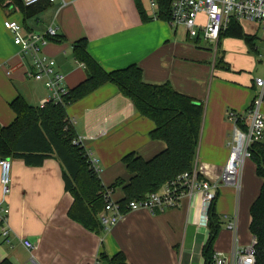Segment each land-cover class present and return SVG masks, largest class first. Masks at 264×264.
<instances>
[{"label": "crops", "instance_id": "1", "mask_svg": "<svg viewBox=\"0 0 264 264\" xmlns=\"http://www.w3.org/2000/svg\"><path fill=\"white\" fill-rule=\"evenodd\" d=\"M139 1L145 16L153 17L156 9L150 7V0ZM5 21L20 25L23 37L42 35L49 28L56 30L60 41L48 42L42 53L54 60L56 72L63 77L62 86L67 89L86 78L84 66L72 55V44L85 39L89 55L103 70L137 65L145 83H168L176 92L202 103L194 166L202 169L206 180L217 181L229 155L232 134V123L225 120L224 113L232 110L240 114L249 108L258 91L254 78L264 79V44L256 39L250 51L242 40L225 38L223 34L216 42L189 38L183 26L157 19L142 22L134 0H48L29 16L16 6L14 10L0 7L1 127L15 119L9 104L16 97L37 107L49 95L43 82L27 76L30 57L22 55L14 45L13 34L3 25ZM259 112L264 116V101ZM66 113L81 146L96 160L98 177L105 188L119 178L128 181L121 162L125 155L134 153L149 160L165 148L162 141L149 137L154 123L140 116L112 84L69 105ZM261 143L264 144V132ZM10 161L7 196H2L0 186V202L8 211L10 243L0 238V262L107 264L100 260L102 254L108 259L123 254L128 264L204 263L202 249L208 229L202 222L198 194L181 197L175 208L164 212L127 211L111 228L102 227L98 235L68 217L73 198L64 189L57 160L47 159L38 167ZM261 184L251 159L242 164L237 188L218 184L215 210L221 229L214 253L231 252L234 234L226 226L233 219L238 244L249 245L253 238L248 229L249 209ZM111 194L114 202L123 198L120 188ZM21 241L29 242L33 248L26 249Z\"/></svg>", "mask_w": 264, "mask_h": 264}, {"label": "trees", "instance_id": "2", "mask_svg": "<svg viewBox=\"0 0 264 264\" xmlns=\"http://www.w3.org/2000/svg\"><path fill=\"white\" fill-rule=\"evenodd\" d=\"M44 2L48 0L25 6L21 0H0V7L14 10L16 6L25 16H29L33 12L37 13ZM134 2L142 22L150 19L168 21L171 0H155L156 15L151 18L145 16L139 0ZM220 34L242 40L253 51L256 38L245 34L239 22L231 21ZM50 41L60 40L56 36ZM72 55L84 66L85 80L68 89L62 102L48 103L43 108L31 106L22 97H16L9 104L15 119L7 127L0 126V156L22 161L29 167L41 166L47 159L57 160L62 169L64 189L73 198L67 212L68 217L86 230L100 235L103 229L98 221V214L104 208V194L107 191L121 189L123 198L117 203L125 213L129 202L142 200L178 175L193 169L203 105L176 92L168 83H145L137 65L111 72L103 70L89 55L85 39L72 44ZM106 84L114 85L120 95L131 101L140 116L154 123L155 127L149 133L150 139L165 144L164 150L149 160L134 153L125 155L121 162L129 175L128 181L119 178L108 188L101 184L98 175L91 169L87 151L81 145L73 144L77 135L66 113L69 105ZM249 151L256 175L262 179V184L249 209L248 229L257 241L255 264H264V144L254 143ZM216 197L217 194L206 211L208 239L202 249L203 264L213 263V246L221 229V221L215 210ZM100 260L107 261V264H128L123 254L109 259L102 254ZM0 264L12 262L3 259Z\"/></svg>", "mask_w": 264, "mask_h": 264}, {"label": "built area", "instance_id": "3", "mask_svg": "<svg viewBox=\"0 0 264 264\" xmlns=\"http://www.w3.org/2000/svg\"><path fill=\"white\" fill-rule=\"evenodd\" d=\"M21 1L25 6H29L42 0ZM150 7L156 9L154 0H150ZM169 10L167 22L171 26H183L187 36L192 39L202 38L216 42L231 21L257 24L264 31V0H171ZM155 15L154 13L153 17ZM200 16H203V20ZM3 25L13 34L14 45L19 47L20 53L30 57L31 65L27 76L43 82L49 92L48 97L40 102L39 108L48 103L62 102L68 94V89L62 86L63 77L56 72L54 60L42 53V48L49 40L56 38V30L49 28L42 35L30 34L23 37L20 34L21 27L16 22L5 21ZM254 86L258 91L246 112L239 114L226 110L224 113L225 120L232 123V134L228 143L229 155L216 182L206 180L202 169L195 165L191 171L178 175L159 191L148 194L142 200L129 202L125 207L126 211L144 209L151 213L164 212L175 208L181 197L198 194L201 199L202 222L206 224V211L216 196L218 184L237 188L242 164L251 157L249 147L261 142L264 116L260 114L259 108L264 101V79L254 78ZM73 144L80 146L81 142L77 138ZM87 155L91 169L98 175L96 160L89 152ZM10 170L11 161L0 156V186L3 197L10 192ZM111 195L110 191L104 194V208L98 214V221L105 229L114 226L124 214ZM2 204L3 201L0 202V238L9 244V231L6 226L8 211ZM226 227L234 234L232 250L227 255L214 253L212 264H255L256 238H251L249 245L240 246L236 237V220L230 221ZM21 244L28 250L33 248L27 241H21Z\"/></svg>", "mask_w": 264, "mask_h": 264}, {"label": "rangeland", "instance_id": "4", "mask_svg": "<svg viewBox=\"0 0 264 264\" xmlns=\"http://www.w3.org/2000/svg\"><path fill=\"white\" fill-rule=\"evenodd\" d=\"M241 26L245 34L255 37L258 43L264 44V31L262 30V27L260 25L242 22ZM225 38H232V37L225 36ZM232 39H237V38H232Z\"/></svg>", "mask_w": 264, "mask_h": 264}]
</instances>
